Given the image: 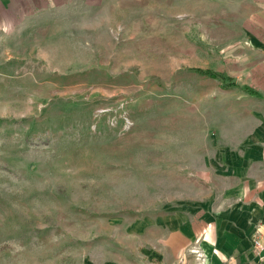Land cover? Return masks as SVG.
Segmentation results:
<instances>
[{
  "label": "rangeland",
  "instance_id": "1",
  "mask_svg": "<svg viewBox=\"0 0 264 264\" xmlns=\"http://www.w3.org/2000/svg\"><path fill=\"white\" fill-rule=\"evenodd\" d=\"M263 118L264 0H70L0 27V264H255L206 216Z\"/></svg>",
  "mask_w": 264,
  "mask_h": 264
},
{
  "label": "crops",
  "instance_id": "2",
  "mask_svg": "<svg viewBox=\"0 0 264 264\" xmlns=\"http://www.w3.org/2000/svg\"><path fill=\"white\" fill-rule=\"evenodd\" d=\"M69 3L70 0H0V27L11 26L16 20L27 19L30 15L52 11L55 4ZM230 154L227 178L231 184L223 192L229 196L227 207L215 211L210 218L206 216V221L212 220L211 225L224 221L234 229L235 240L243 245L256 241L260 246L258 251L264 254V118ZM171 232L177 236V229ZM255 264H264V259Z\"/></svg>",
  "mask_w": 264,
  "mask_h": 264
},
{
  "label": "trees",
  "instance_id": "3",
  "mask_svg": "<svg viewBox=\"0 0 264 264\" xmlns=\"http://www.w3.org/2000/svg\"><path fill=\"white\" fill-rule=\"evenodd\" d=\"M205 74H208L210 76H214V74L211 73V72H208V73L206 72ZM245 90L252 96L260 97V94L257 91H255V90H252V89H245Z\"/></svg>",
  "mask_w": 264,
  "mask_h": 264
}]
</instances>
